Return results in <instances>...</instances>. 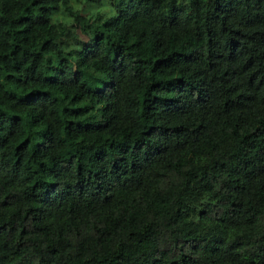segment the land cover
<instances>
[{
	"label": "trees",
	"instance_id": "16d2710c",
	"mask_svg": "<svg viewBox=\"0 0 264 264\" xmlns=\"http://www.w3.org/2000/svg\"><path fill=\"white\" fill-rule=\"evenodd\" d=\"M72 1L0 0V264H264V0Z\"/></svg>",
	"mask_w": 264,
	"mask_h": 264
},
{
	"label": "rangeland",
	"instance_id": "374dc122",
	"mask_svg": "<svg viewBox=\"0 0 264 264\" xmlns=\"http://www.w3.org/2000/svg\"><path fill=\"white\" fill-rule=\"evenodd\" d=\"M110 0H99L97 5H94L91 1L88 0H73L72 4L74 7L76 5H82L84 7V10L86 11H93L97 9L100 13H103L104 15L107 16V14L113 12V7L108 3Z\"/></svg>",
	"mask_w": 264,
	"mask_h": 264
}]
</instances>
